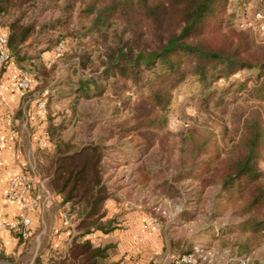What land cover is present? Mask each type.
<instances>
[{
  "label": "trees",
  "instance_id": "1",
  "mask_svg": "<svg viewBox=\"0 0 264 264\" xmlns=\"http://www.w3.org/2000/svg\"><path fill=\"white\" fill-rule=\"evenodd\" d=\"M41 1L45 0H0V19L8 17L12 59L36 80L35 89L42 91L51 82L54 65L47 68L36 62L37 55L70 38L73 44L60 60L77 64L75 99L109 93L118 101L116 114L127 100L126 93H134L137 101L129 121L115 123L118 129L107 137H116L115 147L129 149L127 156L140 162L136 171L142 183L153 174L149 163L137 157H147L155 141L161 147L167 144V138H153L152 129L164 126L172 93L186 77L205 91L213 81L238 70H254L252 94L264 99V44H254L247 30L226 24L221 15L223 0ZM65 127L62 120L50 121L47 131L53 147L44 154L40 169L49 177V190L75 207L78 240L72 241L70 254L80 257L79 264H106L99 258L107 257L108 247L82 239L90 230L105 233L114 227L112 219H103V203L109 195L102 168L106 145L100 140L74 146L62 136ZM244 127L245 137L230 147L225 158L211 138H182L181 157L171 176L165 174L160 180L161 193L171 199L184 198L190 189L178 188L177 183L189 177L197 178V189L210 183L201 181L205 175L221 174L224 186L239 177L256 180L257 153L264 138H260L257 118ZM263 206L264 183L257 181L246 190L243 207L248 212L243 224L253 231L263 226ZM255 208L259 210L252 214ZM169 245L176 254L195 250L184 237L171 239Z\"/></svg>",
  "mask_w": 264,
  "mask_h": 264
},
{
  "label": "rangeland",
  "instance_id": "2",
  "mask_svg": "<svg viewBox=\"0 0 264 264\" xmlns=\"http://www.w3.org/2000/svg\"><path fill=\"white\" fill-rule=\"evenodd\" d=\"M223 2L221 15L226 24L237 31L247 30L254 44H264V0ZM41 3L45 4L47 0ZM255 75L254 70H238L213 81L205 91L199 88L195 79L186 77L172 93L164 126L152 129L153 138H167V144L161 147L155 141L145 157L153 174L150 193L153 206L150 209L156 220L168 226L167 231L171 235L178 233L194 249L201 251L204 264H264V223L262 228L255 231L243 224L248 217V212L243 211L246 190L257 181L264 183V140L258 148L256 165L259 176L256 180L239 177L232 184L224 186L221 174L205 175L201 181L210 183L197 189L199 181L189 177L177 183L178 188L190 189L187 195L184 198L178 195L172 200L162 195L159 182L165 174L171 176L174 172L173 167L181 157L182 138H211L212 145L219 149L224 158L230 152V147L238 145L240 138L245 137L247 121L257 118L262 130L260 138H264V99L256 98L251 91V78ZM247 78L250 79L241 85ZM126 96L127 100L116 114L114 106L118 101H113L109 93L90 99L74 98L76 109L67 121L68 126L61 131L63 138L81 140L111 135L113 130L118 129L115 123L129 121L132 105L136 104L137 96L134 93L127 92ZM65 106L63 109H71ZM61 113L63 115L64 111ZM125 160L117 156L116 160L110 158L103 161V172H107L105 179H111L107 182L112 184L114 169L136 173L135 169L140 164ZM40 171L44 173V170ZM257 210L253 209L252 214ZM262 210L263 214L264 206ZM177 216L180 217L179 222L174 223Z\"/></svg>",
  "mask_w": 264,
  "mask_h": 264
},
{
  "label": "crops",
  "instance_id": "3",
  "mask_svg": "<svg viewBox=\"0 0 264 264\" xmlns=\"http://www.w3.org/2000/svg\"><path fill=\"white\" fill-rule=\"evenodd\" d=\"M7 19V16L0 19V35L8 37ZM30 42L31 39H28L26 43ZM72 44V39L65 38L37 55L36 62L44 64L47 68L54 65L51 82L42 91L35 89L36 80L14 59L4 64L0 62V264L80 262V257L71 255L69 250L72 241L78 240L75 238L78 233L75 229L78 221L75 207L74 219L68 226L63 222L60 207L61 199H65L61 194L49 190V177L40 171L45 161L44 154L50 152L53 147L47 131L50 121L62 120L64 125L68 126L67 121L76 109L73 89L78 76V73L74 72L77 64L75 60L72 63L60 60ZM40 47L41 45L36 48L34 46L31 51ZM24 74L30 80L27 90L16 86V80ZM42 96L47 102L43 111L39 110L35 103L36 98ZM65 105L71 109H63ZM61 109L64 111L63 115ZM64 139L74 146L102 140L106 145L102 164L105 159L116 160L117 156L123 161L126 159L125 161L135 162L127 156L129 149L115 147L117 138L93 136L81 140ZM145 157L146 154L138 155L137 158L146 160ZM120 169L113 170L115 172L112 174V184L107 182L110 178L105 179L107 172H103V180L109 191L103 203V219H112L114 227L105 233L97 229L90 230L82 239L88 240L93 246L108 247L107 257L99 258L106 264H174L172 257L177 251L170 247L169 241L180 238V235H171L167 231L168 226L156 220L150 209L153 206L150 199L152 178L147 183H142L136 169V173ZM24 171L34 176V183L29 186L27 193L28 203L30 204L36 195L40 196L38 202L31 204L27 210L19 201L10 200L6 196L10 181ZM23 216L30 219L29 236L26 239L8 229L9 224ZM179 218L177 216L174 223L179 222Z\"/></svg>",
  "mask_w": 264,
  "mask_h": 264
},
{
  "label": "built area",
  "instance_id": "4",
  "mask_svg": "<svg viewBox=\"0 0 264 264\" xmlns=\"http://www.w3.org/2000/svg\"><path fill=\"white\" fill-rule=\"evenodd\" d=\"M260 17V14H257ZM61 48V44L58 45V49ZM12 60L10 49L8 47V41L6 35H0V62L7 63ZM16 86L21 90H27L30 87V80L25 74L19 76L16 80ZM36 106L39 110L46 109V99L42 96L36 98ZM34 183V176L28 171H24L16 178L12 179L9 184V188L6 192V196L10 200H17L22 204V207L26 210L30 208L31 204L38 202L39 195H36L31 199V203H28L27 193L29 186ZM61 215L64 224L70 225L74 219V206L68 200L61 199ZM30 219L27 216L16 219L8 225V229L14 231L19 237L26 239L29 236ZM198 248L194 252L186 254H176L172 257L174 264H204L202 259L204 255L200 253ZM200 253V254H199ZM202 257V258H201Z\"/></svg>",
  "mask_w": 264,
  "mask_h": 264
}]
</instances>
